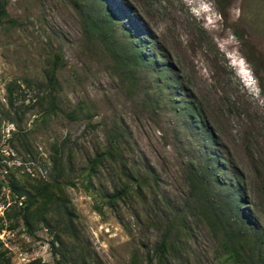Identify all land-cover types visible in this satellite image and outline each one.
<instances>
[{"label":"rangeland","instance_id":"1","mask_svg":"<svg viewBox=\"0 0 264 264\" xmlns=\"http://www.w3.org/2000/svg\"><path fill=\"white\" fill-rule=\"evenodd\" d=\"M6 2L0 240L11 263L156 264L153 250L175 225L179 251L168 264H242L226 259L223 234L198 214L190 177L206 174L214 203L239 197L264 229V0ZM112 5V31L91 27V16ZM121 44L141 47L149 62L125 65ZM59 146L62 168L53 162ZM107 149L111 157L90 172ZM132 177L142 188L110 202ZM42 183L60 184L38 201L53 220L29 229L17 222L25 196L16 189ZM67 213L77 233L63 232V257L53 241ZM246 255L245 264H264L258 251Z\"/></svg>","mask_w":264,"mask_h":264},{"label":"trees","instance_id":"2","mask_svg":"<svg viewBox=\"0 0 264 264\" xmlns=\"http://www.w3.org/2000/svg\"><path fill=\"white\" fill-rule=\"evenodd\" d=\"M7 2L6 0L0 1V25L3 24L4 19L7 15ZM118 6H108L106 9L100 10L95 15L91 16V21H88L91 27L98 30L99 32L105 33L107 31H112L114 25L117 23L116 8ZM88 20V19H87ZM14 22V20H11ZM117 54L122 58L125 65H130L133 63L135 67L147 64L149 60L144 56V52L141 47L130 48L127 44H121L117 47ZM56 62L50 71H47V77L50 85H53L56 80V70L59 67L58 60H60V55H56ZM121 61V62H122ZM174 79H170V83H174ZM55 97L52 96L49 105V110L56 111V103H54ZM187 109L193 115V117H200L195 104L188 105ZM114 145V144H113ZM117 144L115 148H119ZM63 147L59 146L56 148V153L54 155V164L62 168L64 163V151ZM112 150H104L95 155L90 164V172L96 170L103 161H107L108 157H111ZM123 167V171H124ZM198 176L190 177L191 180V196L195 197L196 208L198 214L201 215L203 220L213 229L216 228L221 234H223L222 245L227 248L226 259L228 261H240L242 264L250 261L251 256L246 254L258 251L260 253V260L264 263V229L262 231L256 227L252 220L245 216L243 211L240 209L242 205V200L239 197L234 196L233 198L226 197L222 201H217L214 203V198L212 194L208 193V179L205 177ZM131 176L127 174V178ZM141 178V177H140ZM72 184H76L73 181H69ZM142 181H137L136 177H132V180L128 181L121 191L114 195L109 196L110 202H115L118 199L124 198V194H127L130 189L136 188L138 191L142 188ZM14 186V185H13ZM52 187H60V184L45 183L39 184L35 191H27L25 188L16 189L19 193V197L25 196V205L20 207L18 214L21 216L20 220L23 221L25 226L31 229L32 221H46V226L52 223L53 217H47L44 204H40L39 199L42 197H49L53 195ZM14 188V187H13ZM241 191V190H240ZM242 192V191H241ZM212 197V198H211ZM37 205L33 211H37L35 214H31L32 207ZM49 206V205H48ZM40 210V214L39 211ZM41 210L44 211V215L41 214ZM32 211V212H31ZM63 222V229L57 233L53 243L58 242V252L61 256L65 257L68 254L67 245L63 242L62 234L63 232L70 235H76L75 225L70 213H67L65 219H61ZM175 225H170L166 227V232L161 237L159 245L154 248V258L157 260L156 264H168L171 253L178 255L179 247L177 243L180 241V234L174 232ZM32 231V230H31ZM176 231V230H175ZM174 232V233H173ZM2 242L0 240V264H12L10 257L7 256L6 251L2 247ZM171 252V253H170ZM249 257V258H248Z\"/></svg>","mask_w":264,"mask_h":264}]
</instances>
